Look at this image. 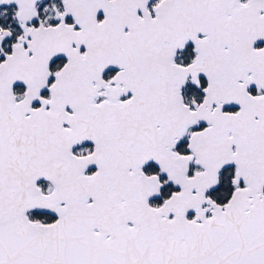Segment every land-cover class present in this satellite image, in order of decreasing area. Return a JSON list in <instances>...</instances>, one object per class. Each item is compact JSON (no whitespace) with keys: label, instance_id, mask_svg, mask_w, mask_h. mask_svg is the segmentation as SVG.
<instances>
[{"label":"snow or ice","instance_id":"obj_1","mask_svg":"<svg viewBox=\"0 0 264 264\" xmlns=\"http://www.w3.org/2000/svg\"><path fill=\"white\" fill-rule=\"evenodd\" d=\"M0 264H264V0H0Z\"/></svg>","mask_w":264,"mask_h":264}]
</instances>
